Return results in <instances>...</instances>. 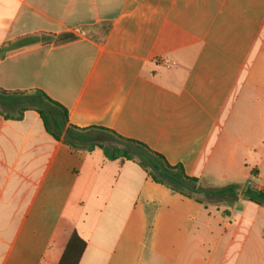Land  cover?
Returning a JSON list of instances; mask_svg holds the SVG:
<instances>
[{"label": "crops", "instance_id": "crops-1", "mask_svg": "<svg viewBox=\"0 0 264 264\" xmlns=\"http://www.w3.org/2000/svg\"><path fill=\"white\" fill-rule=\"evenodd\" d=\"M0 89L41 91L85 138L139 142L202 190L0 105V264H59L73 233L78 264H264V0H0Z\"/></svg>", "mask_w": 264, "mask_h": 264}, {"label": "trees", "instance_id": "trees-1", "mask_svg": "<svg viewBox=\"0 0 264 264\" xmlns=\"http://www.w3.org/2000/svg\"><path fill=\"white\" fill-rule=\"evenodd\" d=\"M0 105L6 111L15 112L20 109L21 114L29 110L36 111L40 115L46 131L56 141H61L63 137V142L73 148L86 146L89 151L100 148L106 158L111 161L119 159L138 161L154 181L166 184L188 197L193 198L202 192L198 187L199 180L188 177L182 166H171L163 156L139 142L123 139L114 132L101 128H94L99 133L96 138H85L83 133L87 130L68 127L67 109L41 91L11 93L0 89ZM121 142L130 147L124 146ZM132 146L136 148L139 158L133 152ZM232 190V188H228L225 191ZM85 247L86 243L76 233H73L59 264H78Z\"/></svg>", "mask_w": 264, "mask_h": 264}, {"label": "rangeland", "instance_id": "rangeland-1", "mask_svg": "<svg viewBox=\"0 0 264 264\" xmlns=\"http://www.w3.org/2000/svg\"><path fill=\"white\" fill-rule=\"evenodd\" d=\"M91 135H92V136H93V135L95 136L96 133H95V132H94V133H91ZM121 143H122V142H121ZM122 144H123L124 146H126V147H130V146L127 145L126 143H122ZM132 147H133V146H132ZM132 150H133V152L136 154V157L139 158V156L137 155V150H136V148L133 147ZM250 195H251L252 197L259 198L257 194L252 193V192H250L249 194H244V197H249ZM200 198H201L203 201H208V198H206L205 196H201ZM244 223H246V222H244ZM242 228H247L246 224H244ZM261 229H264V222L261 221V220H259L258 224L256 225L255 230H256V232H257V231H260ZM242 243H243L242 240H241V241H236L235 244H234V246L237 247V246H239V244H242Z\"/></svg>", "mask_w": 264, "mask_h": 264}]
</instances>
